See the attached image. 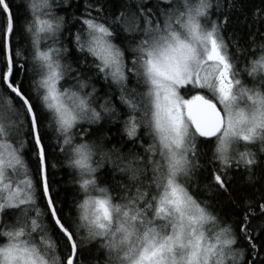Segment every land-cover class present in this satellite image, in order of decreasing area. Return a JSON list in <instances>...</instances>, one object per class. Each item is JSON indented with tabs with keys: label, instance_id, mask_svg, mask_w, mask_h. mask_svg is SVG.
Here are the masks:
<instances>
[{
	"label": "snow or ice",
	"instance_id": "obj_1",
	"mask_svg": "<svg viewBox=\"0 0 264 264\" xmlns=\"http://www.w3.org/2000/svg\"><path fill=\"white\" fill-rule=\"evenodd\" d=\"M246 9L0 0V264H264V0Z\"/></svg>",
	"mask_w": 264,
	"mask_h": 264
},
{
	"label": "trees",
	"instance_id": "obj_2",
	"mask_svg": "<svg viewBox=\"0 0 264 264\" xmlns=\"http://www.w3.org/2000/svg\"><path fill=\"white\" fill-rule=\"evenodd\" d=\"M17 3L20 2V0H16ZM261 0H247V9L246 10H251L253 5H259ZM62 11V9H57L58 14ZM232 29L230 28L229 31ZM70 49L74 52L75 49L72 48V45H69ZM92 83L96 84L97 88L100 89L99 95H103L105 92V85L103 82L99 80H93ZM116 107L119 111L124 112V108L117 102ZM103 115V114H102ZM105 119H108L107 116H105ZM122 119V117H121ZM103 123V121L101 122ZM87 126V125H85ZM93 127H97L96 125H93ZM122 127L120 121L118 120L115 125H112L111 128L109 129L110 135H112V140L109 143L108 146H110L111 143H118L119 141V136L117 135L119 132V129ZM146 143L148 142L147 140L145 141ZM126 144V142H125ZM125 151L127 150V145L125 146ZM136 151L142 152V149H136ZM25 157L27 156V153L25 151ZM54 160H56L58 163H62L63 158L54 156ZM29 164L34 167V162L29 161ZM70 169H68L67 165H63L62 167H59L57 169H54L51 171L50 174V179L52 180L55 189L59 190V195L61 201H64L66 198H71L74 195L75 189L72 187V185L69 183V173ZM121 177L117 176V179H120ZM239 192V190H238ZM207 198V197H205ZM227 210V209H225ZM55 235V234H54Z\"/></svg>",
	"mask_w": 264,
	"mask_h": 264
}]
</instances>
